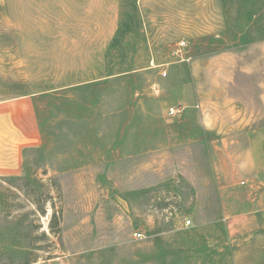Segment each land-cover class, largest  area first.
<instances>
[{
  "label": "rangeland",
  "instance_id": "374dc122",
  "mask_svg": "<svg viewBox=\"0 0 264 264\" xmlns=\"http://www.w3.org/2000/svg\"><path fill=\"white\" fill-rule=\"evenodd\" d=\"M123 1L0 0V103L40 134L0 264H264V0H135L106 61Z\"/></svg>",
  "mask_w": 264,
  "mask_h": 264
},
{
  "label": "crops",
  "instance_id": "0c3cea01",
  "mask_svg": "<svg viewBox=\"0 0 264 264\" xmlns=\"http://www.w3.org/2000/svg\"><path fill=\"white\" fill-rule=\"evenodd\" d=\"M39 144L33 100L21 97L0 103V176L21 175L24 151Z\"/></svg>",
  "mask_w": 264,
  "mask_h": 264
},
{
  "label": "trees",
  "instance_id": "16d2710c",
  "mask_svg": "<svg viewBox=\"0 0 264 264\" xmlns=\"http://www.w3.org/2000/svg\"><path fill=\"white\" fill-rule=\"evenodd\" d=\"M127 3L125 4V2H124V5H122V9H126L125 13L123 14L124 19L120 22V24L117 27V30L115 31V33L113 35V40L114 41H112L109 44V46H108V48L106 50V53H105V60L106 61H107V59L109 57L110 49L113 46V43H115V41H117L120 36H126V35L133 34V32L135 30L134 27H133V24L137 21V15H138L137 14L136 1L135 0H130L129 5ZM18 179H21L22 181H24V178H18ZM25 196L29 197V198H32L27 193L25 194ZM164 200L165 199H162V200L158 201L157 206L159 208H161V209H164L167 206V204H166V202ZM40 215L42 217L45 216L46 215V211L45 210H41L40 211ZM59 216L60 215L56 211H53L52 214H51L49 228H50V231L52 232V234H54L55 226H58V223H59V220H60Z\"/></svg>",
  "mask_w": 264,
  "mask_h": 264
},
{
  "label": "built area",
  "instance_id": "2783aa9c",
  "mask_svg": "<svg viewBox=\"0 0 264 264\" xmlns=\"http://www.w3.org/2000/svg\"><path fill=\"white\" fill-rule=\"evenodd\" d=\"M186 48V44L184 41H179L177 42V44L175 45V49L173 50L172 52V55L173 57L177 60V61H180V62H183V61H186V59H184L185 57H183L181 55L182 51H184ZM166 73L163 72L162 73V76L165 77ZM179 112V110L177 108H173V107H170L168 110H167V115L169 116H172V115H175ZM183 225L185 227H188L191 225V221L189 220H185L183 222ZM133 237L135 240H138V239H141L142 238V234L140 232H136L133 234Z\"/></svg>",
  "mask_w": 264,
  "mask_h": 264
}]
</instances>
